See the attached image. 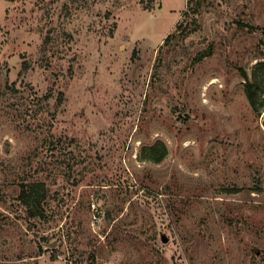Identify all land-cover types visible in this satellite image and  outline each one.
<instances>
[{"label":"rangeland","instance_id":"374dc122","mask_svg":"<svg viewBox=\"0 0 264 264\" xmlns=\"http://www.w3.org/2000/svg\"><path fill=\"white\" fill-rule=\"evenodd\" d=\"M0 264H264V0H0Z\"/></svg>","mask_w":264,"mask_h":264},{"label":"trees","instance_id":"16d2710c","mask_svg":"<svg viewBox=\"0 0 264 264\" xmlns=\"http://www.w3.org/2000/svg\"><path fill=\"white\" fill-rule=\"evenodd\" d=\"M178 26L180 25V23L177 24ZM172 36V33L167 34V36L164 38V43L167 42ZM23 68H25V65L23 66ZM245 74V73H244ZM247 91V96L249 98V100H252V95L249 92V89L246 90ZM166 153V148L162 147V149H158L157 147H155L154 145L151 146L149 148V154L145 157L146 159L152 160L154 162H158L160 161V159L163 157V155Z\"/></svg>","mask_w":264,"mask_h":264}]
</instances>
